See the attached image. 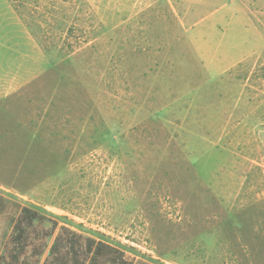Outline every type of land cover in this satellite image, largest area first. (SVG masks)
I'll return each instance as SVG.
<instances>
[{
    "label": "rangeland",
    "instance_id": "1",
    "mask_svg": "<svg viewBox=\"0 0 264 264\" xmlns=\"http://www.w3.org/2000/svg\"><path fill=\"white\" fill-rule=\"evenodd\" d=\"M0 197V264H264V0H0Z\"/></svg>",
    "mask_w": 264,
    "mask_h": 264
},
{
    "label": "trees",
    "instance_id": "2",
    "mask_svg": "<svg viewBox=\"0 0 264 264\" xmlns=\"http://www.w3.org/2000/svg\"><path fill=\"white\" fill-rule=\"evenodd\" d=\"M70 32H72L71 28L66 32L65 37V41L68 44H70L67 39ZM48 48L44 47L47 51L49 50ZM0 198H3L1 200L6 201L10 206V211L8 212L10 215L9 220L13 232L16 231V235L13 237L16 241H20L25 237L24 222L31 224L37 219L44 218L35 209L22 205L15 200L5 199L4 197ZM56 226L57 222L53 221L50 236L54 234ZM23 248L21 247V250ZM47 254L54 256L56 261L53 264H150L143 259L126 254L124 251L105 241L84 236L66 226H61L60 230L54 235ZM42 264H45V262Z\"/></svg>",
    "mask_w": 264,
    "mask_h": 264
},
{
    "label": "crops",
    "instance_id": "3",
    "mask_svg": "<svg viewBox=\"0 0 264 264\" xmlns=\"http://www.w3.org/2000/svg\"><path fill=\"white\" fill-rule=\"evenodd\" d=\"M5 199H8V198H6V197H4ZM12 200V199H11Z\"/></svg>",
    "mask_w": 264,
    "mask_h": 264
}]
</instances>
